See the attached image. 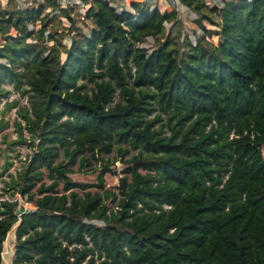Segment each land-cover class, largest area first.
Instances as JSON below:
<instances>
[{"label":"trees","instance_id":"16d2710c","mask_svg":"<svg viewBox=\"0 0 264 264\" xmlns=\"http://www.w3.org/2000/svg\"><path fill=\"white\" fill-rule=\"evenodd\" d=\"M181 3L196 14L194 42L166 33L181 25L174 7L145 0H91L89 31L57 0L0 6V100L5 81L30 93L20 114L31 136L17 140L30 153L5 183L34 211L19 218L18 200L0 201L11 264H264V0ZM60 16L68 25L45 34ZM114 147L135 151L117 193L106 165L95 184L71 179L78 157Z\"/></svg>","mask_w":264,"mask_h":264},{"label":"rangeland","instance_id":"374dc122","mask_svg":"<svg viewBox=\"0 0 264 264\" xmlns=\"http://www.w3.org/2000/svg\"><path fill=\"white\" fill-rule=\"evenodd\" d=\"M36 1V3H34ZM43 0H0V6L8 8L9 6H13L16 4V6L19 7H26L30 6L32 4H37V2H41ZM75 5L73 6V11L71 12V16L75 19V22L77 26L81 27L85 31H89L90 25L89 20L84 21L83 16L84 12L86 11V6H84L85 2L83 0H74ZM149 0H145L147 5L150 7H157L160 11H163L166 8L171 7V3L168 2V0H155L148 2ZM209 6L217 5L222 6L221 0H205ZM224 1V0H222ZM114 4L117 5H126L125 0H111ZM182 7V6H180ZM50 8H47L44 10V12H49ZM178 13V18L181 21L180 27H174L171 26L170 23H165L166 33H170L171 35L175 34L176 32H179L181 36L184 34L188 35L189 38L194 42L195 38L198 35H202V32L195 22L196 20V14L188 9L187 7H184L180 9ZM212 18L214 20H218V17L216 14H213ZM203 23L207 26V28H218L215 27V25H212L207 20H203ZM55 24H61L63 26L68 25V21L63 16L55 17L53 20L49 23L47 26L45 34L48 33L51 26ZM88 24V25H87ZM31 28L34 29L35 33L37 34V30L40 27V23L36 22L35 24H29ZM15 33V30L13 28L9 29V34ZM2 37H0L1 40ZM34 37L27 38L26 41H32ZM214 41L217 42L220 37L215 36ZM164 38L158 37V38H148L145 41V45L150 46H156L157 44L163 42ZM50 41L49 43H51ZM69 39L66 37L64 38V43L68 46L69 45ZM85 83L86 87L84 90L90 91V89L93 87V84L87 80H79L78 83ZM3 88L9 91L7 96L5 98H2L0 100V201L1 200H18V207L21 205L25 208H30L31 204L27 202L25 197H22L20 194L16 193L13 196H11L12 189H8L6 187L5 182H9L11 177H17L18 171L22 170L24 167V164L27 162L26 155L30 153V148L28 147L27 143L20 144L17 143L19 133L21 131L24 138H30V133L25 128V122L22 118V115L20 114V111L23 110V108H29L30 107V93L29 92H23L24 88H27L26 85H21L18 89L13 86L12 83H9L7 81L3 82L1 84ZM119 100L118 94H115L114 101L116 102ZM30 111V108H29ZM165 119V114L162 115ZM20 126H18V124ZM163 136L169 135V130L167 127L163 128ZM135 151H130L128 154H126L124 157L121 156V154L118 152L117 148L114 147L111 152L109 153H101L97 156L102 157L103 160L94 159L90 157V154H86L87 159L89 163L79 166V158H77L76 163L74 165H71L70 168L73 170V172L70 174L71 179L77 181V182H83L87 184H95L97 182V176L102 169L104 165L108 166L111 171H107L103 174L104 179V186L106 189L114 190L116 193L118 192L117 186L119 184V177L124 175L122 174L121 170L125 167V163L122 162L123 159H128L134 154ZM63 159V150L59 149L58 155L55 158V163L61 161ZM144 173V171H141ZM45 181L48 183L50 182L49 179L45 178ZM91 190H94L95 187H90ZM105 203L108 206V212L110 210L115 209L114 203L107 199ZM17 207V208H18ZM14 229V228H13ZM9 235H7L4 245H3V251L10 252L13 248L12 242L9 240ZM8 257V255H7ZM9 258V257H8ZM88 257L85 258L86 261ZM96 259V256H94ZM11 264V262H9Z\"/></svg>","mask_w":264,"mask_h":264},{"label":"built area","instance_id":"2783aa9c","mask_svg":"<svg viewBox=\"0 0 264 264\" xmlns=\"http://www.w3.org/2000/svg\"><path fill=\"white\" fill-rule=\"evenodd\" d=\"M57 1L60 5H63L65 7H72L76 4L74 0H57ZM88 1H89L88 3L84 4V6H86V10L90 7V1L91 0H88ZM109 1H111V0H109ZM114 6H116L118 8V10H122V8H123V5L114 4ZM171 6L174 7L177 12L180 11V9L184 7V5L181 3V0H172ZM180 6H182V7H180ZM84 14H85V12H84ZM231 136H232V134H231ZM261 153H262V156L264 158V146L261 147ZM8 253H9L8 251H1V253H0L3 264H10L9 263L10 261L7 260V254Z\"/></svg>","mask_w":264,"mask_h":264},{"label":"water","instance_id":"95a60500","mask_svg":"<svg viewBox=\"0 0 264 264\" xmlns=\"http://www.w3.org/2000/svg\"><path fill=\"white\" fill-rule=\"evenodd\" d=\"M34 211V209H30V208H25L24 206H20V207H18L16 210H15V214L17 215V216H19V218H20V216L23 214V213H28V212H33Z\"/></svg>","mask_w":264,"mask_h":264},{"label":"crops","instance_id":"0c3cea01","mask_svg":"<svg viewBox=\"0 0 264 264\" xmlns=\"http://www.w3.org/2000/svg\"><path fill=\"white\" fill-rule=\"evenodd\" d=\"M151 1L152 0H149L148 2H150L151 3ZM153 1H155V0H153ZM159 1H161V0H159ZM125 2L127 3V0H125ZM168 2H170L171 4H172V0H168ZM206 2V1H205ZM221 2H222V0H221ZM206 4H207V2H206ZM209 5V4H208Z\"/></svg>","mask_w":264,"mask_h":264}]
</instances>
